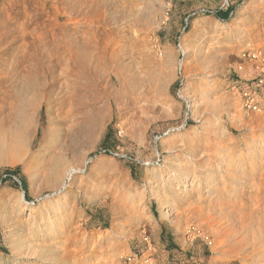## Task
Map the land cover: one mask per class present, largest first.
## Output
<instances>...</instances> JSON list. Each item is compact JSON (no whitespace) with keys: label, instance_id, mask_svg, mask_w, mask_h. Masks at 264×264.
<instances>
[{"label":"rangeland","instance_id":"1","mask_svg":"<svg viewBox=\"0 0 264 264\" xmlns=\"http://www.w3.org/2000/svg\"><path fill=\"white\" fill-rule=\"evenodd\" d=\"M92 1L0 0V264H264V0Z\"/></svg>","mask_w":264,"mask_h":264},{"label":"bare ground","instance_id":"2","mask_svg":"<svg viewBox=\"0 0 264 264\" xmlns=\"http://www.w3.org/2000/svg\"><path fill=\"white\" fill-rule=\"evenodd\" d=\"M128 1H130V3H132L131 0H128ZM124 2H126V1H124ZM92 3H93L92 0L90 2H89V0H72V3H71L72 4L71 7H73L72 8V13L73 14H78L81 11L88 12L92 8V5H91ZM136 3H138V2H136ZM146 5L148 7L150 6L149 3H147ZM148 7H147V9H148ZM137 12H138V10H137ZM141 14H142V12H141ZM258 56H259V54H258ZM259 61H260V59H259ZM56 62H57V60H56ZM253 103H256V102H254V100H253L252 103H247V104H253ZM241 105L243 107L244 104L241 103ZM239 121H241V120H239ZM242 121L244 122V119H242ZM241 126H243V125H241ZM227 142H225V143H227ZM228 146H230V145H228ZM251 168H253V167H251ZM260 168L263 169L264 168V164L263 165H259V169ZM73 172H74V170L70 169L66 173L65 178L66 179L70 178L72 176ZM257 176H258V174H255V175L253 174L249 178V180L247 179L248 180L247 183L249 184L248 189L246 188L244 192L239 194V197L235 199V202L233 204H231V206L225 207V206H223V205H221L219 203H214L212 205L213 206L212 208H211V206H209V208H207V209H208V211H213L212 212L213 214H211L209 212L210 213L209 219H211L212 217H215L216 219H218L220 221H225V223L228 226V227L227 226L226 227L230 230V238H241L240 241L245 243V244H248V240H250L251 247H255V246H258V245L259 246L263 245V248H264V169H263V172L260 174V178L259 179H261V178L262 179L259 180V182H258L259 185L256 184V181L258 179V178H256ZM244 185H245V183H244ZM253 188L254 189L256 188V189L254 190ZM250 189H251V191H250ZM248 191H250V192H248ZM246 195H247V197L245 198ZM214 205H216V206H214ZM226 231H228V230H226ZM228 238H229V236H228ZM231 241H233V240H231ZM245 247H247V246H245ZM247 248L250 249V247H247ZM259 249H260V247H259ZM240 251H242V250H240ZM259 254H260V252H259Z\"/></svg>","mask_w":264,"mask_h":264},{"label":"built area","instance_id":"3","mask_svg":"<svg viewBox=\"0 0 264 264\" xmlns=\"http://www.w3.org/2000/svg\"><path fill=\"white\" fill-rule=\"evenodd\" d=\"M253 58H255V55L253 56ZM261 82H262V80L258 81L259 85L261 84ZM258 86H255V87H258ZM242 96L244 98V103H243L244 105L243 106L246 107V108H253L254 109V106L253 105H251V104L248 105L247 103H251L255 99V97H256V91L254 89H252V90L249 89L248 90V88H247L244 91V93H242Z\"/></svg>","mask_w":264,"mask_h":264},{"label":"trees","instance_id":"4","mask_svg":"<svg viewBox=\"0 0 264 264\" xmlns=\"http://www.w3.org/2000/svg\"><path fill=\"white\" fill-rule=\"evenodd\" d=\"M246 90V89H245ZM7 175H6V177H5V179L6 180H8L9 182H14V178L17 176V172L16 171H14V172H12V173H6ZM22 185H21V187L23 188V190L25 191V185L23 184V183H21Z\"/></svg>","mask_w":264,"mask_h":264}]
</instances>
